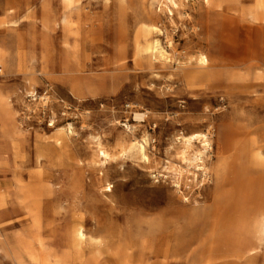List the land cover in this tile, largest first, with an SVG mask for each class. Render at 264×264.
Returning <instances> with one entry per match:
<instances>
[{
	"label": "rangeland",
	"instance_id": "obj_1",
	"mask_svg": "<svg viewBox=\"0 0 264 264\" xmlns=\"http://www.w3.org/2000/svg\"><path fill=\"white\" fill-rule=\"evenodd\" d=\"M170 1L0 0V264H264V20Z\"/></svg>",
	"mask_w": 264,
	"mask_h": 264
},
{
	"label": "bare ground",
	"instance_id": "obj_2",
	"mask_svg": "<svg viewBox=\"0 0 264 264\" xmlns=\"http://www.w3.org/2000/svg\"><path fill=\"white\" fill-rule=\"evenodd\" d=\"M224 0H205V5H206V9L208 10V12L211 11V9H218L221 12H225L226 10V6L223 4ZM242 2L247 1V0H240ZM255 1V11L250 14L253 21L255 23H260L264 20L263 15L261 13V11L264 10V0H253ZM171 4L176 5L174 1H170ZM195 7V5L193 6ZM202 8L201 5H198V9ZM160 11L162 13L166 14V11L160 8ZM173 11L171 8H169V15H172ZM195 20L194 19H189V22H192ZM201 23V20L198 19V24ZM156 29V28H155ZM142 53V48L140 46V35L137 36V42H136V56L140 57ZM198 79H200V74H201V70L202 69H208L209 68V59L208 56L205 54H201L198 58ZM193 79V77H190L188 79L189 82H191V80ZM139 117H141V115H138ZM66 131L64 133H62L60 136L56 137L54 139V146L57 148V151L59 153V159L62 160L63 158V142H64V137H62V135L66 136ZM199 136V134H198ZM206 137V135H204ZM207 138V137H206ZM255 143V142H254ZM205 144V143H204ZM256 144V143H255ZM142 147H144L142 145ZM101 154L107 158V154L102 151ZM201 158V157H200ZM251 163L252 166L255 168V170L257 172H264V154H263V146H258L257 149L253 152L252 156H251ZM104 192H111L112 191V186L110 185V183L106 184L103 187ZM84 233H83V228L81 225H78L74 230H73V235H72V256L73 258L77 256L78 252L80 251L81 247H82V243L84 241ZM84 250V249H83Z\"/></svg>",
	"mask_w": 264,
	"mask_h": 264
},
{
	"label": "built area",
	"instance_id": "obj_3",
	"mask_svg": "<svg viewBox=\"0 0 264 264\" xmlns=\"http://www.w3.org/2000/svg\"><path fill=\"white\" fill-rule=\"evenodd\" d=\"M262 68H263V71H264V64H263Z\"/></svg>",
	"mask_w": 264,
	"mask_h": 264
}]
</instances>
